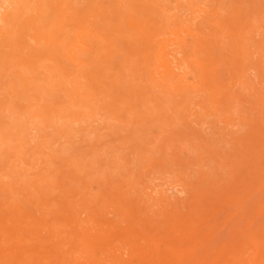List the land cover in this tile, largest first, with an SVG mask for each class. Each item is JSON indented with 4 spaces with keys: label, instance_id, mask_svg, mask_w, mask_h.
Returning <instances> with one entry per match:
<instances>
[{
    "label": "rangeland",
    "instance_id": "1",
    "mask_svg": "<svg viewBox=\"0 0 264 264\" xmlns=\"http://www.w3.org/2000/svg\"><path fill=\"white\" fill-rule=\"evenodd\" d=\"M33 1L38 3L40 2V4L43 2L42 5L48 8L51 5H54L53 7L51 6L52 8L50 7L53 11H51V9L49 8L47 12L51 11L53 13L57 12V15L59 14L58 8L61 6V3L59 1V7L56 5L57 0ZM77 1H73V5L74 7H76V9L82 10V12L88 9V6L85 8L86 5L89 4L90 7V5L94 4V1H97V4H99L94 5V8H98V11L95 10L96 12L94 11L93 13L88 9L83 13L84 18L89 20H84L85 23L87 22V25L84 23L85 25H83V30H77V35L82 38L83 42L81 43L77 40H73L72 42L73 38H71V40L69 39V41L67 40L68 42L64 41L65 43H68L66 45H61L62 43H58L55 45L46 42L49 47L48 48L47 46H45V41L43 42L42 40L38 39L35 33L31 34V32L28 31L26 27L24 28V26H26L27 24V20L29 23L30 16H35V13L27 12L25 16H22L24 20L23 18H21V20L17 21V23L16 21H12V28L10 27V24H12V22H10L6 27L3 26L5 25V23H3L4 19H2V15H4L5 9L12 10L15 8L13 6V0H0V65H4L7 61L9 64H11V69L9 68V64H6V66L4 65L2 66V68H0L1 70L3 69L2 72L4 73L3 74L0 70V72L2 73L0 74V225L8 222L9 225L7 223L6 225L8 226L9 230L12 229L11 231H17L18 229H16V227H19L20 230L23 229L20 231L21 237L29 235L28 237L32 238L33 240H28L27 238L29 242L27 241L24 243V238L21 239L22 241L18 239L17 233L15 234L16 236L14 235L16 241L15 239L13 241V243L16 245L11 243L13 247L12 245H10V242H8V245L7 242H5L6 246L3 244L4 242H1L2 250L5 249L3 251L5 255L0 254V264H15L17 262L15 258H11L12 256H10L9 258L6 257L7 253L15 254L16 256H18L19 254H24L23 256L24 258H26L24 264H35L38 257L35 256L34 253L29 251L35 252L38 250L44 253L47 250L45 253H48L46 255L47 257L50 256L52 258L56 256L55 258L51 259L50 257L47 258L44 255L43 257L48 264H52V262L53 264H56L59 260L61 262H58L57 264H79L82 262V260L86 259L87 256L91 257L92 255L93 257L95 256V254H97V260L99 259L98 262L100 261L98 264H112L113 261L111 259V256H117V263L122 264L123 261H127V257H129V254L131 252V243L135 242L136 240L139 244L142 243L143 245V239L145 238H150L151 241L160 239L163 243H165V240H169L175 245L178 243L182 244V255L180 254L181 256L179 255L180 257L176 260L175 258H173V256L171 257V263L175 262L174 264H222V262H225L226 264H236L238 260H241V262L238 261L237 264H264V216H262L264 215V118H262L264 117V102H262L264 100V72L261 73L262 71H264V47L261 48L262 46H264V0H230L231 3L229 0H198V3H196L197 0H194V2H192V0H184V3L182 0H150L149 2L148 0ZM220 2L222 6L221 4H219ZM208 3L210 5L209 7H212L211 9L207 8ZM10 4L11 6H13L12 8ZM137 4H139L140 6ZM177 6H179L178 9H176ZM185 6L187 8H185ZM102 7L103 9H105L103 10L104 17L101 10ZM126 7H130L128 8L129 10ZM118 8H120L121 10ZM194 8L197 9L192 10ZM229 8H231L232 11ZM130 10H132L133 13L134 11H136V14L134 13L135 17ZM122 11L125 13H122ZM178 11H180L181 13ZM224 11L225 13L228 12V14H224ZM162 12L165 13L162 14ZM199 12L200 14H198ZM218 12L220 16L218 15ZM97 13L101 14L103 19L108 16L106 17V19L110 18L109 20H111L112 23L108 20L103 21V19L100 18L101 16ZM205 13H207V15ZM90 14H93L91 16V19L89 16ZM257 14L261 17L259 18ZM94 16H96L95 18L97 19H95ZM161 16L162 18H160ZM221 16L222 18L220 19L219 17ZM196 17H198V19ZM39 18H41V20L39 19L40 21H37V25H41L43 23V16H40ZM131 18L132 20H130ZM177 18H179L180 20H178ZM205 18H207L208 20ZM99 19H101V24L102 22H107L108 25L107 23L101 25L98 21ZM120 19L124 21L123 24ZM167 19L171 20L168 21ZM174 20L177 22H175ZM223 22L224 24H226L225 26L223 25ZM93 23L97 26H95ZM98 23L101 25L100 28L98 27L100 26ZM204 23L206 26L202 27ZM253 23H256L258 28L256 27V24L254 25ZM113 24H115L114 27L112 26ZM118 24L119 26L116 27ZM183 25L186 27H184ZM2 26L4 27V29H2ZM20 26L24 30H22ZM107 26L109 30L114 32L112 33L107 28H105ZM218 26H220L219 28H221V31H217L220 30L219 28H217ZM227 26L229 27V29ZM7 27L8 29L10 28V33H7L8 35L5 31H3ZM182 27H184V29ZM201 27L203 30L201 29ZM223 27H226L227 30L225 28L223 29ZM94 28H97L99 31L97 29L94 30ZM103 28L104 35L102 33ZM196 28H200V31ZM12 29L14 30V32L12 31L13 33L17 32L15 34L16 36L11 32ZM25 29L29 37L27 36ZM207 29L209 30V32ZM214 29L217 30L215 31ZM79 30L82 31V34ZM120 30L124 31L125 33L120 32ZM130 30H134L133 32L135 33H132ZM89 31L92 32V35H89V33H91ZM117 32H120L119 35ZM178 32L183 37L180 36ZM192 32L193 35H191ZM200 32L202 35L200 34ZM108 33L111 37H115V39H113L114 41L110 36L106 35ZM116 33L117 35H115ZM129 34H131V36L134 35V37H131ZM212 34L215 35L213 36ZM4 35L6 36V38L4 37ZM100 35H102V37ZM138 35H141L142 37H139ZM126 36L129 39H127ZM153 36L155 37L154 39ZM170 36H172V40H170ZM190 36H193L194 38L192 39ZM13 37H16L17 39L14 38L13 40ZM105 37H108L109 39H105ZM217 37L219 38L216 39ZM230 37L234 40L230 39ZM32 38L35 39H33L35 41H33V45L35 46L34 48L33 45H30L32 44ZM134 38L136 39V41L133 40ZM188 38H190L192 41L190 39L188 40ZM195 38H197V41ZM88 39L90 41H88ZM179 39H181V42H179ZM12 40L17 44H13ZM107 40L108 45L106 44ZM173 40H175V42ZM229 40L232 41V43L229 42ZM27 41H31L30 43H28L29 49L27 48ZM109 41L112 42L111 45ZM131 41L134 44L137 42L140 45V48L137 43L134 45ZM157 41H159V43ZM94 42H96V44L99 43L100 46L99 44L96 45ZM102 42H106L104 43L106 44V46L102 45ZM163 42H165L166 45ZM183 42H185V45L183 44ZM225 42H227L226 45ZM259 42H263V44H260ZM35 43H38L42 46H40L39 48V45ZM149 43H151V46L148 45ZM193 43L197 45L196 49ZM252 43H254V45H252ZM10 44L17 46L12 47ZM130 44H133V46L131 47ZM172 44L175 47H172ZM177 44L179 45L177 46ZM181 44L183 46H181ZM156 45H158V47ZM60 46L61 48H63L61 54L63 52L62 55L65 57H63L62 55L60 57V53L58 52L61 50ZM109 46H112L113 48H110ZM227 46L229 49L234 47L235 49L229 50L226 48ZM9 47L14 48L13 50L17 48L15 51L16 53H13L14 51L12 50V48L10 51ZM162 47H165V50ZM53 48H55V50ZM87 48L89 52L87 51ZM97 48H102L103 50L105 49L103 52L104 56L102 53V49H99V51H101V54H99ZM167 48L168 51L172 53V55L167 54ZM174 48H176V50ZM247 48H249L248 51ZM220 49L222 51H225L226 53L221 52ZM153 50H155L156 52ZM186 50L187 52H190L191 55H189L190 53L187 54ZM252 50H255L256 52H253ZM143 51H146V53ZM96 52H98L96 59L98 60V63L99 61L101 62L100 64L97 63L96 59L94 61ZM140 52L143 53L141 54ZM46 53L47 55H45ZM74 53H76V55ZM163 53H166V56L168 57H164ZM183 53L186 56H184ZM198 53H202L204 56H201L202 54L200 55ZM73 54L75 55L72 57L74 60H76L75 57L79 56L77 57V63L74 62L73 59L70 60L69 58V56L71 57ZM138 54L140 55V57L138 56ZM141 55L143 57L145 55L144 58H147L149 56V58L145 60L146 62H144V58H142ZM177 55H179V57ZM194 55L198 60H195L196 57ZM82 57L85 58V61ZM152 57L155 61L152 60ZM176 57H178L179 59ZM243 57L247 58L244 59ZM249 57L250 59L253 58V61L249 60ZM127 58H130V61ZM170 58H172V60H170ZM255 58L258 60V62H256ZM126 59L129 62L133 61L135 63V61L137 60L138 62L136 63H140L134 64L133 62H131L134 64L133 66V64L129 63ZM164 59H166L167 61ZM186 59L190 62V64L188 61H186ZM41 61H44L46 63ZM67 61L69 62L67 63ZM89 61L93 62L94 65L91 62L89 63V65L91 64L90 66L87 65V62ZM163 61L166 65L163 63ZM10 62H12L13 64ZM16 62L19 64L15 68V66L13 65H15ZM49 62L52 63L49 64ZM53 63L55 66H53ZM149 63H151V65ZM183 63L185 64L183 65ZM254 63L256 65H254ZM140 64H143L145 68H143V66H141ZM188 64L191 70L188 68ZM243 64L246 66V68ZM19 65H21V67H19ZM22 65H24V67H22ZM84 65L85 68H83ZM33 66L35 67V69H37L36 67H38V71L35 70ZM177 66L179 67L177 68ZM183 66H185V68ZM6 67L11 71H9ZM25 67L27 68L25 69ZM140 67L142 70L140 69ZM30 68L32 69V71H30ZM42 68L44 71L42 70ZM126 68H128V70H126ZM171 68H174L175 70H172ZM181 69L184 70V72ZM187 69L190 71L187 72L186 76L185 70ZM22 70L24 72L27 70V73L29 71L28 75L23 76L27 73L25 72L23 74ZM48 70L50 71L48 72ZM103 70L105 73L103 72ZM40 71L43 73H41ZM135 71L137 72L135 73ZM173 71H175V75L173 74ZM191 71L194 72L191 73ZM218 71L220 72V74L218 73ZM11 72H13V74ZM30 72H34L35 75L33 76V73L31 75ZM46 72H48V75ZM74 72L75 74H73ZM255 72L257 75L255 74ZM20 73L22 74L20 75ZM101 73H104V75ZM222 73L224 74L222 75ZM259 73H261V75ZM29 74L31 75V77ZM52 74L53 76H51ZM98 74L99 76H97ZM105 74H107L108 76H105ZM146 74H148L149 76ZM163 74L167 79L165 77L163 78ZM19 75L20 77L22 76L23 79H25L27 82L22 78L17 77ZM137 75L140 79L137 78ZM243 75H246V78L243 77ZM247 75H249L250 77H247ZM189 76L192 78H190ZM102 77L104 80H102ZM161 77L163 79H161ZM186 77L189 79H187ZM40 78H43V83H41L42 80L40 81ZM52 78H55V80H53ZM168 78L171 80H169ZM66 79L69 80L65 84V82L67 81ZM75 79L76 81H74ZM82 79H84L85 81ZM248 79L250 82L248 81ZM18 80H23L25 83L21 81L20 83ZM36 80L37 82L35 84ZM62 80L64 82H61ZM58 81L60 83H58ZM82 81L84 83H82ZM246 81L248 82L249 86ZM56 82L58 85L55 84L56 86H53V83ZM74 82L76 86H74L73 88L72 84ZM148 82L152 83L148 84ZM235 82L236 84H239L236 85ZM10 83L13 85H11ZM30 84H32L31 90H28L30 89L29 87H24L30 86ZM49 84H51V86ZM163 84H167L168 87H165ZM168 84L172 85V87L175 84L176 86L173 87L174 90L171 89V86L169 88ZM84 85L86 86V88L82 87ZM246 85L250 89H248ZM16 86L18 88L22 87L23 89H18ZM188 86L193 87L189 88ZM240 86H243L246 92L243 91L244 89ZM7 87H11V91ZM81 87L83 89H81ZM201 87L202 90H199L201 89ZM34 88L37 90H35ZM239 88L242 90H240ZM32 89H34V91H32ZM63 89H67V91H64ZM158 89L159 92L157 91ZM43 90H45L46 92H43ZM81 90H83L84 92L82 91V93ZM186 90L189 93H187ZM27 91L30 92L28 93ZM73 91H75V93H72ZM239 91H242L241 93H245L241 94ZM32 92L34 93L32 94ZM38 92L40 95L38 94ZM48 92L50 94H48ZM76 92H78V94ZM86 92H88V94L90 95H87ZM97 92L101 94H97ZM181 92L185 93V95ZM193 94L196 95L193 96ZM231 94L232 96L234 94V96L231 97ZM73 96H75L76 98ZM87 96L88 98H94H90V100L88 101L85 98ZM236 96H238V98ZM254 96H256L255 100H253ZM165 97L167 98V100H165ZM179 97L182 98L180 99ZM32 98H34L35 100H32ZM74 98L78 101V103ZM229 98L231 99L229 100L230 102H228ZM236 99L237 101H235ZM204 100L206 103H210V105L204 103ZM250 100L253 101V105L252 103H250ZM90 101L92 104H89ZM66 102L68 103V105ZM80 102L82 103V105L86 103L85 105L87 107L83 105L86 109L83 107L81 109ZM87 102L90 105L89 108L91 109H87ZM166 102H169V104H167ZM172 102L175 105H172ZM198 102L200 105H204L205 107L202 106L201 109ZM226 102L228 104H226ZM231 102H233V105L231 104ZM254 103L258 108H260L258 109L259 111H255V109L257 108L255 107ZM176 104L180 106L176 107ZM69 105H73L74 107ZM75 106L76 108L80 107L77 109V111L80 109L82 112L80 110L78 112H81L82 115L76 111ZM206 106H208V109H205ZM68 107H72L73 109H75H68ZM196 107L198 108L197 110L195 109ZM232 107H234L235 109L233 110ZM218 108L222 112H220L221 114L217 113ZM227 108L229 109V113L226 112L228 110ZM237 108H239L240 110ZM241 108L244 110H242ZM34 110H36L39 115L36 111V113L33 112ZM72 110L74 111V113L72 112ZM30 111L31 114L33 112L32 115H35V117H31ZM84 111L85 113H83ZM223 111L225 112V114ZM231 111L233 114L231 113ZM193 112L194 114H192ZM212 112H214L215 114ZM75 113L78 114H76L78 117L75 115ZM230 113L231 115H234L233 118ZM242 113L244 114V116H242ZM261 113L263 115H261ZM36 114L38 115V117H36ZM72 114L75 115V117ZM62 116H64V118ZM228 117L231 119H229ZM237 118H239L240 121ZM227 119H229V121ZM252 120L253 122H251ZM254 120L256 123L254 122ZM208 122L209 125L206 124ZM218 122L220 123V125ZM226 123L229 124L226 125ZM248 124L250 127H248ZM242 128H246L245 131H247V134H245ZM258 128L259 131H257ZM239 137L240 139L238 140ZM254 137H256V139ZM243 140L245 141L243 142ZM234 142H238L239 146L238 143L235 144ZM244 146L246 147L244 148ZM130 172L131 174H129ZM19 209L23 211V213H20L21 211ZM9 210L11 212H9ZM97 210L99 211L97 212ZM146 210L148 213L146 212ZM15 211L17 212V214ZM200 211L203 212L201 213ZM18 213L19 216H17ZM9 214L11 215L10 217L7 216ZM12 214L14 215V218L12 217ZM22 214H26L25 217L27 220ZM52 215L56 218L52 219ZM159 215L164 216V218L162 216L161 218ZM60 216L62 217V219H60ZM4 220L7 221L4 222ZM26 222H29V224H27ZM65 222L67 223V225ZM90 224L91 227L89 226ZM98 224L100 227L97 226ZM14 225L16 227H14ZM64 225H66L65 227H67V229L64 227ZM92 225L94 226V228H92ZM157 225L160 226L158 227ZM26 226H29V228L27 229L28 232H22L26 230ZM37 228H40V231ZM86 228L87 230L84 231V229ZM110 228L112 229L110 230ZM33 230L34 233H31ZM123 231L126 232L123 233ZM61 232L63 233V235ZM67 232H69V234ZM127 232H129L130 234L128 235ZM246 234H249V236H247ZM53 235H55L54 238ZM130 235L134 237L132 238V236ZM46 236H48V238ZM243 236L244 238L246 236V238L244 239ZM251 237L252 239H256H254L253 241ZM38 238H42V242L38 241ZM43 238H46V240L43 241ZM112 238H114V242L113 240H110ZM84 239L88 240V242ZM70 240L72 241V243L70 242ZM89 240H94V242H96L98 245L105 244L106 247L105 245H101V247L103 246L104 248H106H102V251H105L106 255L100 254L102 252L94 253L97 250L92 246L93 244H91L92 242H89ZM173 240L175 243L173 242ZM43 242H46L44 244H46L45 246H47V248H43L45 247L42 246ZM241 242L246 246L245 250ZM243 242H246V244ZM249 242L256 248L254 249V247ZM163 243L159 244V247L161 249L164 248ZM21 244L25 246V249ZM50 244H52L53 248H51ZM57 244L59 249L57 247H54L57 246ZM201 244L203 245L200 246ZM259 245L260 247L258 248ZM59 246L63 247H61V251ZM214 246L216 247L214 248ZM189 247L190 251L188 250ZM194 247H197L195 248L196 250L194 249ZM200 248L202 249L200 250ZM202 250H204L203 253L201 252ZM239 250L241 251L239 252L238 256ZM63 251L64 253H62ZM71 251L73 252L71 253ZM196 251H198L199 253H195ZM92 252L94 253V255ZM186 252L189 253L186 254ZM231 253L233 255H237L236 257L234 256V259H237H235L236 261L234 259H231L233 258V255ZM241 253L245 255H241ZM184 254H186L187 256L189 254L190 255L187 258V256H185ZM246 254H250L251 258L249 257L250 255L247 256V258ZM98 256H101L103 262L102 259ZM190 257L192 260L190 259ZM244 257H246L247 259H244ZM56 258H58L59 260H57ZM77 258H80L81 260H78ZM249 259L250 261L248 262L247 260ZM106 260L107 262L104 263V261ZM108 260L110 261V263L108 262ZM209 260L211 261V263Z\"/></svg>",
    "mask_w": 264,
    "mask_h": 264
},
{
    "label": "bare ground",
    "instance_id": "2",
    "mask_svg": "<svg viewBox=\"0 0 264 264\" xmlns=\"http://www.w3.org/2000/svg\"><path fill=\"white\" fill-rule=\"evenodd\" d=\"M36 1H37V0H36ZM39 1H41V0H39ZM42 1H43V0H42ZM47 1H48V0H47ZM47 1H46V2H47ZM58 1L61 3V6H60V7L58 6V5H59V2H58ZM73 1H75V0H57V4H56V5L59 7V8H58L59 11L57 10L59 14L57 15V14H56L57 12H55V11H54L55 13L51 12V11H53L51 8H52L54 5H51L52 7H51V6H50L51 8L49 7V8L51 9V11H50V12H47V11L49 10V8L43 6V5H42L43 2L40 4V2L38 3V2H35V1H33V0H29V1H27V0H13V2H14V5H13V6H14V8H15L16 10H15V9H12V10H6V9H5V13H4V15H2V19H4L3 23H5V25H3V26L6 27V26H7L10 22H12V21H16V23H17V21H20L21 18H23L22 16H25V14H26L27 12H32V13H35V16H30V19H29L30 22H29V23H28V20L26 19V20H27V24L25 23L26 26H24V28L26 27V28L28 29V31L31 32V34H32V33H35L38 39L42 40L43 42L45 41V44H46V42H47V43L49 42V43H52V44H55V45L58 44V43H59V44L62 43L61 45H63V44L66 45V44H68V43H65V42H66L67 40L69 41V39L71 40V38H73V39H72V42H73V40H77L78 42H81V43H82L83 40H82V38H81L80 36L77 35V30H78V29H80V30H83V29H84V28H83V25H85V24L87 23V22L85 23L84 20H85V21H86V20L89 21L88 19H85V18H84L83 13L86 12L88 9H89L90 12H93V13H94L95 10L98 11V8H94V5L97 4V1H94V4H93V5H90V7H89V4L86 5L85 8L88 6V9L85 10L84 12H82V10L76 9V7H74V5H73V4H74ZM76 1H77V0H76ZM84 1H86V0H84ZM90 1H91V0H90ZM136 1H141V0H136ZM149 1H150V0H148V2H149ZM158 1H159V0H158ZM182 1H183V3H184V0H182ZM207 1H208V0H207ZM213 1H214V0H213ZM227 1H228V0H227ZM227 1H226V2H227ZM229 1H230V0H229ZM231 1H232V0H231ZM231 1H230V3H231ZM77 2H78V1H77ZM82 2H83V1H82ZM92 2H93V1H92ZM95 2H96V3H95ZM177 2H178V1H177ZM192 2H194V0H192ZM198 2H199V1L197 0L196 3H198ZM205 2H206V1H205ZM205 2H204V3H205ZM223 2H224V1H223ZM136 3H137V2H136ZM146 3H147V2H146ZM146 3H145V4H146ZM150 3H151V2H150ZM150 3H149V4H150ZM159 3H160V2H159ZM159 3H158V4H159ZM167 3H168V2H167ZM200 3H201V2H200ZM227 3H228V2H227ZM44 4H45V3H44ZM78 4H79V3H78ZM90 4H91V3H90ZM108 4H109V3H108ZM151 4H152V3H151ZM151 4H150V5H151ZM160 4H161V3H160ZM163 4H164V3H163ZM194 4H195V3H194ZM205 4H206V3H205ZM219 4H221V2H220ZM97 5H99V4H97ZM120 5H121V4H120ZM137 5H139V4H137ZM147 5H148V4H147ZM150 5H149V6H150ZM164 5H165V4H164ZM175 5H177V4H175ZM178 5H179V4H178ZM184 5H185V4H184ZM223 5H224V3H223ZM231 5H232V4H231ZM10 6H11V4H10ZM13 6H11V8H12ZM47 6H48V5H47ZM77 6H78V5H77ZM79 6H80V5H79ZM139 6H140V5H139ZM144 6H145V5H144ZM166 6H167V5H166ZM166 6H165V7H166ZM180 6H181V5H180ZM193 6H194V5H193ZM209 6H210V5H209V3H208V7H207V8L211 9L212 7L210 8ZM213 6H214V5H213ZM221 6H222V4H221ZM0 7H1V5H0ZM118 7H120V6H118ZM123 7H124V6H123ZM130 7H131V6H130ZM130 7H128V8H130ZM145 7H146V6H145ZM165 7H164V8H165ZM167 7H168V6H167ZM178 7H179V6H177L176 9H178ZM99 8H100V6H99ZM124 8H125V7H124ZM126 8H127V7H126ZM128 8H127V9H128ZM161 8H162V7H161ZM161 8H160V9H161ZM174 8H175V7H174ZM185 8H187V7L185 6ZM185 8H184V11H185ZM188 8H189V7H188ZM204 8H206V7H204ZM231 8H232V7H231ZM231 8H229V9L232 11ZM56 9H57V7H56ZM56 9H54V10H56ZM118 9H120V8H118ZM121 9H122V7H121ZM121 9H120V10H121ZM162 9H163V8H162ZM168 9H169V8H168ZM182 9H183V8H182ZM195 9H197V8H194V9H192V10H195ZM222 9H223V8H222ZM101 10H102V14H103V17H104V12H103V10H105V9H103V7H102ZM128 10H129V9H128ZM133 10H134V9H133ZM165 10H166V9H165ZM186 10H188V9H186ZM226 10H228V9H226ZM226 10H225V11H226ZM123 11H124V9H123ZM123 11H122V13H125V12H123ZM125 11H126V10H125ZM130 11H131V13H133L132 10H130ZM148 11H149V10H148ZM198 11H199V9H198ZM225 11H224V14H226V13L228 14V12L225 13ZM95 12H96V11H95ZM126 12H127V11H126ZM135 12H136V11H134V13H135ZM178 12H180V11H178ZM181 12H182V10H181ZM181 12H180V13H181ZM189 12H190V11H189ZM204 12H205V10H204ZM206 12H207V11H206ZM134 13H133V16L136 14V13H135V14H134ZM164 13H165V12H164ZM164 13L162 12V14H164ZM186 13H187V12H186ZM192 13H193V12H192ZM29 14H30V13H29ZM97 14H99V13H97ZM129 14H130V13H129ZM137 14H139V13H137ZM166 14H168V13H166ZM177 14H178V13H177ZM198 14H200V12H199ZM201 14H202V13H201ZM205 14L207 15V13H205ZM216 14H217V13H216ZM220 14H221V12H220ZM30 15H31V14H30ZM92 15H93V14H92ZM92 15H91V14L89 15V16H90V19H91V16H92ZM99 15L101 16V14H99ZM105 15H106V14H105ZM120 15H121V13H120ZM131 15H132V14H131ZM150 15H151V14H150ZM155 15H156V14H155ZM169 15H170V14H169ZM175 15H176V14H175ZM175 15H174V16H175ZM191 15H192V14H191ZM218 15H219V12H218ZM218 15H217V16H218ZM257 15H258V14H257ZM26 16H27V15H26ZM40 16H43V18H44V19H43V23H42L41 25H37V21H38L39 19L41 20V18H42V17L39 18ZM86 16H87V15H86ZM86 16H85V17H86ZM89 16H88V17H89ZM96 16H97V15H96ZM96 16H94V18H95ZM100 16H98V17H100ZM122 16H123V15H122ZM174 16H173V17H174ZM189 16H190V15H189ZM197 16H198V15H197ZM202 16H203V15H202ZM208 16H209V15H208ZM208 16H206V17H208ZM219 16H220V15H219ZM222 16H223V14H222ZM222 16L219 17V18L221 19ZM258 16H259V18L261 17L260 15H258ZM106 17H108V16H106ZM106 17L104 18L105 20L102 18V16H101L100 18L103 19V21H106V20L111 21V20H109L110 18H107V19H106ZM118 17H119V16H118ZM124 17H125V16H124ZM134 17H135V16H134ZM137 17H138V16H137ZM163 17H164V16H163ZM165 17H166V16H165ZM175 17H176V16H175ZM178 17H179V16H178ZM180 17H181V16H180ZM198 17H199V16H198ZM198 17H196V18L198 19ZM204 17H205V16H204ZM25 18H27V17H25ZM119 18H120V17H119ZM119 18H118V19H119ZM158 18H159V17H158ZM160 18H162V16H161ZM166 18H167V17H166ZM171 18H172V17H171ZM188 18H190V17H188ZM196 18H195V19H196ZM219 18H218V19H219ZM253 18H254V17H253ZM92 19H93V18H92ZM95 19H97V18H95ZM101 19L98 20L99 23H100V20H101ZM122 19H124V18H122ZM177 19L180 20L179 18H177ZM195 19H194V20H195ZM205 19H207V18H205ZM205 19H204V20H205ZM23 20H24V18H23ZM40 20H39V21H40ZM120 20H121V19H120ZM130 20H132V18H131ZM167 20H168V19H167ZM170 20H171V19H170ZM170 20H168V21H170ZM184 20H185V19H184ZM207 20H208V19H207ZM210 20H211V18H210ZM213 20H214V19H213ZM225 20H226V19H225ZM254 20H255V19H254ZM263 20H264V19H263ZM95 21H96V20H95ZM121 21H122V20H121ZM133 21H134V20H133ZM133 21H132V22H133ZM135 21H136V20H135ZM150 21H152V20H150ZM172 21H173V19H172ZM174 21H175V20H174ZM187 21H189V20H187ZM196 21H197V20H196ZM199 21H200V19H199ZM261 21H262V20H261ZM21 22H22V21H21ZM24 22H25V21H24ZM96 22H97V21H96ZM123 22H124V21H122V24H123ZM126 22H127V21H126ZM126 22H125V23H126ZM129 22H130V21H129ZM165 22H166V21H165ZM175 22H177V21H175ZM179 22H180V21H179ZM179 22H178V23H179ZM192 22H193V21H192ZM202 22H203V20H202ZM202 22H201V24H202ZM253 22H254V21H253ZM263 22H264V21H263ZM84 23H85V24H84ZM99 23H98V24H99ZM105 23H107V22H104V23L102 22V24H105ZM111 23H112V21H111ZM137 23H138V21H137ZM162 23H163V22H162ZM167 23H168V22H167ZM172 23H173V22H172ZM182 23H183V22H182ZM213 23H214V22H213ZM213 23H212V24H213ZM220 23H221V22H220ZM261 23H262V22H261ZM261 23H259V24H261ZM89 24H90V23H89ZM93 24H94V23H93ZM100 24H101V23H100ZM100 24H99V25H100ZM102 24H101V25H102ZM128 24H129V23H128ZM139 24H141V23H139ZM168 24H169V23H168ZM170 24H171V23H170ZM174 24H175V23H174ZM176 24H177V23H176ZM185 24H186V23H185ZM221 24H222V23H221ZM253 24L255 25L256 23H253ZM262 24H263V23H262ZM1 25H2V24H1ZM11 25H13V22H12V24H10V27H11ZM86 25H87V24H86ZM91 25H92V24H91ZM94 25H95V24H94ZM101 25L98 26V27L100 28ZM107 25H108V23H107ZM164 25H165V24H164ZM181 25H182V24H181ZM189 25H190V24H189ZM213 25H214V24H213ZM218 25H219V24H218ZM223 25L225 26L226 24H224V22H223ZM263 25H264V24H263ZM3 26H2V27H3ZM14 26H15V25H14ZM21 26H22V25H21ZM21 26H20V27H21ZM89 26H90V25H89ZM95 26H97V25H95ZM95 26H94V27H95ZM109 26H110V25H109ZM112 26L114 27L115 24H113ZM112 26H111V27H112ZM118 26H119V24H118L116 27H118ZM137 26H138V25H137ZM158 26H159V25H158ZM166 26H167V25H166ZM166 26H165V28H166ZM170 26H172V25H170ZM178 26H179V25H178ZM183 26H184V25H183ZM193 26H194V25H193ZM200 26H201V25H200ZM203 26H206L205 23H204V25H202V27H203ZM214 26H215V25H214ZM221 26H222V25H221ZM252 26H253V25H252ZM2 27H1V28H2ZM8 27H9V26H8ZM8 27H7L5 30H3V31L6 32V34H7V33H10V31H9L10 28L8 29ZM87 27H88V26H87ZM87 27H86V29H87ZM90 27H91V26H90ZM98 27H97V28H98ZM123 27H124V26H123ZM131 27H133V26H131ZM162 27H163V25H162ZM175 27H176V26H175ZM184 27H186V26H184ZM184 27H182V28L184 29ZM188 27H189V26H188ZM202 27H201V29H202ZM209 27H210V26H209ZM215 27H216V26H215ZM219 27H220V26H218L217 28H219ZM227 27H228V26H227ZM256 27H257V24H256ZM11 28H12V27H11ZM13 28H15V27H13ZM21 28H22V27H21ZM76 28H77V29H76ZM97 28H94V30L97 29ZM105 28L108 29V26L105 27ZM125 28H126V27H125ZM136 28H137V27H136ZM172 28H173V27H172ZM204 28H205V27H204ZM224 28L226 29V27H223V29H224ZM257 28H258V27H257ZM2 29H4V27H3ZM88 29H89V28H88ZM101 29H102V28H101ZM111 29H112V28H111ZM114 29H115V28H114ZM116 29H117V28H116ZM123 29H124V28H123ZM126 29H127V28H126ZM138 29H139V27H138ZM196 29H198V28H196ZM199 29H200V28H199ZM199 29H198V30H199ZM210 29H211V28H210ZM219 29H220V30H217V29H216V30H217V31H221V28H219ZM223 29H222V30H223ZM228 29H229V27H228ZM22 30H24V29L22 28ZM80 30H79V31H80ZM90 30H91V29H90ZM94 30H93V31H94ZM97 30H98V29H97ZM108 30H109V29H108ZM160 30H162V29H160ZM163 30H164V28H163ZM169 30H170V29H169ZM181 30H182V29H181ZM198 30H197V31H198ZM202 30H203V29H202ZM207 30H208V29H207ZM214 30H215V29H214ZM216 30H215V31H216ZM226 30H227V29H226ZM250 30H251V29H250ZM255 30H256V29H255ZM12 31L14 32L13 29L11 30V32H12ZM74 31H76V32H74ZM84 31H86V30H84ZM84 31H83V32H84ZM98 31H99V30H98ZM109 31H111V30H109ZM115 31H116V30H115ZM118 31H119V28H118ZM125 31H126V30H125ZM127 31H128V30H127ZM130 31H131V30H130ZM133 31H134V30H132L131 32H132V33H135V32H133ZM135 31H136V30H135ZM185 31H187V30H185ZM199 31H200V30H199ZM204 31H205V29H204ZM251 31H252V30H251ZM256 31H257V30H256ZM13 32H12V33H13ZM25 32H26V29H25ZM81 32H82V31H80V33H81ZM89 32H91V31H89ZM95 32H96V31H95ZM111 32H112V31H111ZM113 32H114V31H113ZM113 32H112V33H113ZM120 32L125 33L124 31H121V30H120ZM120 32H117L118 35H119ZM128 32H129V31H128ZM128 32H127V33H128ZM166 32H167V31H166ZM208 32H209V30H208ZM213 32H214V31H213ZM226 32H227V31H226ZM16 33H17V32H16ZM16 33H13V34L15 35ZM26 33H27V32H26ZM100 33H101V32H100ZM102 33H103V35H104V28H103V32H102ZM117 33H116L115 35H117ZM127 33H126V34H127ZM142 33H143V32H142ZM167 33H168V32H167ZM169 33H170V31H169ZM194 33H195V32H194ZM198 33H199V32H198ZM204 33H205V32H204ZM227 33H228V32H227ZM250 33H252V32H250ZM253 33H254V32H253ZM29 34H30V33H29ZM81 34H82V33H81ZM86 34H87V33H86ZM93 34H94V33H93ZM95 34H97V33H95ZM98 34H99V32H98ZM110 34H111V33H110ZM178 34H179V32H178ZM184 34H185V33H184ZM184 34H183V35H184ZM200 34H201V32H200ZM206 34H207V32H206ZM7 35H8V34H7ZM14 35H13V36H14ZM89 35H92V32L89 33ZM106 35L110 36L109 33L106 34ZM106 35H105V36H106ZM129 35L131 36V34H129ZM175 35H176V34H175ZM179 35H180V34H179ZM188 35H189V34H188ZM191 35H193V32L191 33ZM201 35H202V34H201ZM209 35H211V34H209ZM212 35L214 36L215 34H212ZM220 35H221V34H220ZM220 35H218V36H220ZM257 35H258V34H257ZM15 36H16V35H15ZM27 36H28V33H27ZM100 36L102 37V35H100ZM138 36H139V35H138ZM145 36H146V35H145ZM161 36H162V35H161ZM167 36H168V35H167ZM177 36H178V35H177ZM180 36H182V35H180ZM213 36H212V37H213ZM231 36H232V35H231ZM263 36H264V35H263ZM263 36H262V38H263ZM4 37L6 38L5 35H4ZM28 37H29V36H28ZM30 37H31V36H30ZM83 37H84V36H83ZM93 37H94V36H93ZM110 37H111V36H110ZM120 37H121V35H120ZM128 37H129V36H128ZM131 37H134V35L131 36ZM139 37H142V36L140 35ZM163 37H166V36H163ZM168 37H169V36H168ZM178 37H179V36H178ZM182 37H183V36H182ZM190 37H191V36H190ZM195 37H197V36H195ZM224 37H227V36H224ZM10 38H11V35H10ZM14 38H16V37H13L12 39L14 40ZM26 38H27V37H26ZM98 38H99V37H98ZM106 38H108V37H105V39H106ZM111 38H112V40L115 39L114 36L111 37ZM126 38H127V36H126ZM135 38H136V37H135ZM135 38H134L133 40L136 41ZM146 38H147V37H146ZM154 38H155V37L153 36V39H154ZM160 38H161V37H160ZM170 38H171L170 40H172V36H170ZM186 38H187V36H186ZM191 38L193 39L194 37L192 36ZM199 38H200V37H199ZM204 38H205V37H204ZM214 38H215V37H214ZM218 38H219V37H217L216 39H218ZM16 39H17V38H16ZM29 39H31V38H29ZM29 39H27V40H29ZM33 39H34V38H32V40H31V41H32V44H30L31 46H32L33 43L35 42V41H34L35 39H34V40H33ZM80 39H81V40H80ZM100 39H102V38H100ZM108 39H109V38H108ZM117 39H118V37H117ZM117 39H116V40H117ZM121 39H122V38H121ZM124 39H125V37H124ZM127 39H129V38H127ZM131 39H132V38H131ZM157 39H158V38H157ZM157 39H156V40H157ZM183 39H184V38H183ZM189 39H190V38H188V40H189ZM195 39H196V41H197V38H195ZM202 39H203V36H202ZM220 39H221V38H220ZM230 39H232V38L230 37ZM258 39H259V38H258ZM9 40H10V39H9ZM13 40H12V41H13ZM85 40H86V38H85ZM164 40H165V39H164ZM170 40H169V41H170ZM175 40H176V39H175ZM175 40H173V41L175 42ZM180 40H181V39H179V42H181ZM190 40H191V39H190ZM232 40H234V39H232ZM261 40H262V39H261ZM261 40H260V41H261ZM263 40H264V39H263ZM5 41H6V40H5ZM12 41H10V42H12ZM31 41H29V42L27 41V48H28V49H29V47H28V43H30ZM33 41H34V42H33ZM64 41H65V42H64ZM68 41H67V42H68ZM88 41H90V40L88 39ZM91 41H92V40H91ZM94 41H95V40H94ZM103 41H104V40H103ZM113 41H114V40H113ZM123 41H125V40H123ZM128 41H129V40H128ZM142 41H143V40H142ZM148 41H149V40H148ZM159 41H160V40H159ZM159 41H157V42L159 43ZM191 41H192V40H191ZM191 41H188V42H191ZM225 41H226V40H225ZM6 42H7V41H6ZM10 42H9V43H10ZM14 42H15V41H13V44H17V43H14ZM36 42H37V41H36ZM70 42H71V41H70ZM92 42H93V41H92ZM97 42H98V40H97ZM109 42H110V45H111L112 42H111V41H109ZM126 42H127V41H126ZM131 42H132V41H131ZM131 42H130V43H131ZM185 42H186V41H185ZM185 42H183V44H184ZM194 42H195V41H194ZM218 42H219V41H218ZM229 42L232 43V41H230V40H229ZM263 42H264V41H263ZM263 42H261V43L263 44ZM89 43H91V42H89ZM94 43L96 44V42H94ZM102 43H103V42H102ZM104 43H106V42H104ZM104 43H103L102 45H104V46H106V44L108 45V40H107V43H106V44H104ZM128 43H129V42H128ZM132 43H133V42H132ZM136 43H137V42H136ZM136 43H135V44H136ZM163 43H165V42H163ZM172 43H173V42H172ZM219 43H220V42H219ZM219 43H218V44H219ZM226 43H227V42H225V45H226ZM235 43H236V42H235ZM259 43H260V42H259ZM261 43H260V44H261ZM5 44H6V43H5ZM13 44H10V45H11L12 47L17 46V45H13ZM35 44H38V43H35ZM97 44H99V43H97ZM97 44H96V45H97ZM133 44H134V43H133ZM133 44H130L131 47L133 46ZM135 44H134V45H135ZM144 44H145V42H144ZM150 44H151V43H149L148 45H150ZM170 44H171V43H170ZM186 44H187V43H186ZM191 44H192V43H191ZM229 44H230V43H229ZM30 45H29V46H30ZM38 45H39V44H38ZM38 45H36V46H38ZM43 45H44V44H43ZM65 45H64V46H65ZM87 45H88V43H87ZM89 45H91V44H89ZM92 45H94V44H92ZM102 45H101V46H102ZM137 45H139V44L137 43ZM165 45H166V43H165ZM167 45H168V44H167ZM172 45H173V44H172ZM178 45H179V44H177V46H178ZM184 45H185V44H184ZM188 45H189V44H188ZM193 45H194V47H195V49H196V46H197V45L194 44V43H193ZM225 45H224V46H225ZM227 45H228V44H227ZM248 45H249V44H248ZM252 45H254V43H252ZM8 46H9V44H8ZM40 46H42V45H39V48H40ZM45 46L48 47L47 44H46ZM45 46H44V47H45ZM52 46H54V45H52ZM64 46H63V47H64ZM69 46H70V45H69ZM99 46H100V44H99ZM99 46H98V47H99ZM142 46H143V45H142ZM150 46H151V45H150ZM154 46H155V45H154ZM156 46L158 47V45H156ZM181 46H183V45L181 44ZM181 46H180V48H181ZM229 46H230V45H229ZM231 46H232V45H231ZM235 46H236V45H235ZM12 47H11V48H12ZM34 47H35V46L33 45V48H34ZM90 47H92V46H90ZM102 47H103V46H102ZM109 47L111 48L112 46H109ZM172 47H175V46L173 45ZM186 47H187V46H186ZM194 47H193V48H194ZM220 47H221V45H220ZM220 47H219V48H220ZM247 47H248V46H247ZM250 47H252V46H250ZM250 47H249V48H250ZM256 47H257V46H256ZM263 47H264V46H262L261 48H263ZM11 48L9 47L10 51H11ZM27 48H26V49H27ZM48 48H49V47H48ZM58 48H59V45H58ZM60 48H61V46H60ZM65 48H66V47H65ZM112 48H113V47H112ZM139 48H140V45H139ZM141 48H142V47H141ZM146 48H147V47H146ZM148 48H150V47H148ZM162 48H163V47H162ZM164 48H165V47H164ZM164 48H163V49H164ZM170 48H171V47H170ZM183 48H184V47H183ZM224 48H225V47H224ZM226 48L229 49L228 46H227ZM249 48H247V51H248ZM257 48H258V47H257ZM13 49H14V48H12V50H13ZM16 49H17V48H15V50H13V51H14L13 53H16V52H15ZM53 49L55 50V48H53ZM56 49H57V47H56ZM62 49H63V48H61V50L58 51V52L60 53V57H61V55L63 54V52H62V54H61ZM89 49H90V48H89ZM95 49H96V48H95ZM99 49H102V48H97L98 51H99ZM151 49H152V48H151ZM151 49H150V51H151ZM174 49L176 50V48H174ZM177 49H178V48H177ZM221 49H222V48H221ZM221 49H220V50H221ZM227 49H226V50H227ZM230 49H233V50H234L235 47H234V48H230ZM230 49H229V50H230ZM251 49H253V48H251ZM255 49H256V48H255ZM104 50H105V49H104ZM104 50L102 49V53L104 52ZM131 50H132V49H131ZM139 50H141V49H139ZM145 50H146V49H145ZM155 50H156V49H155ZM155 50H153V51H155ZM164 50H165V49H164ZM172 50H173V49H172ZM180 50H183V49H180ZM180 50H179V53H180ZM192 50H193V49H192ZM222 50H223V49H222ZM222 50H221V52H225V51H222ZM233 50H232V51H233ZM244 50H245V49H244ZM244 50H243V51H244ZM17 51H19V50H17ZM63 51H64V50H63ZM84 51H86V50H84ZM87 51H88V48H87ZM166 51H167V54H171V55H172V53H170V52L168 51V48H167ZM166 51H164V52H166ZM193 51H194V50H193ZM252 51H253V50H252ZM254 51H255V50H254ZM254 51H253V52H254ZM257 51H258V49H257ZM64 52H65V51H64ZM79 52H80V51H79ZM88 52H89V51H88ZM88 52H87V53H88ZM106 52H107V51H106ZM106 52H105V53H106ZM143 52L146 53V51H143ZM143 52H142V53H143ZM155 52H156V51H155ZM168 52H169V53H168ZM177 52H178V51H177ZM181 52H184V51H181ZM186 52H187V50H186ZM201 52H202V51H201ZM234 52H235V51H234ZM253 52H252V53H253ZM255 52H256V51H255ZM47 53H48V52H47ZM47 53H46L45 55H47ZM96 53H97V54H96ZM96 53H95V56H94V57H95V58H94V61H95V59L97 58L96 56L98 55V52H96ZM140 53H141V52H140ZM142 53H141V54H142ZM145 53H144V54H145ZM148 53H149V52H148ZM148 53H147V54H148ZM188 53H190V52H187V54H188ZM225 53H226V52H225ZM229 53H230V52H229ZM8 54H9V53H8ZM19 54H20V53H19ZM27 54H28V53H27ZM65 54H66V53H65ZM74 54L76 55V53H74ZM74 54H73L71 57L69 56L70 60L73 59L72 57L75 56ZM99 54H101V51H99ZM155 54H157V53H155ZM174 54H175V53H174ZM183 54H184V53H183ZM196 54H197V53H196ZM198 54H200V53H198ZM201 54H202V53H201ZM201 54H200V55H201ZM204 54H205V53H204ZM246 54H247V53H246ZM253 54H254V53H253ZM49 55H50V54H49ZM68 55H69V53H68ZM105 55H106V54H105ZM129 55H130V54H129ZM163 55H164V57H165V56H166V53H165V54L163 53ZM189 55H191V53H190ZM242 55H243V53H242ZM258 55H259V54H258ZM262 55H263V54H262ZM8 56H9V55H8ZM62 56H63V55H62ZM103 56H104V53H103ZM132 56H133V55H132ZM138 56L140 57L139 54H138ZM138 56H137V57H138ZM177 56L179 57V55H177ZM184 56H186V55L184 54ZM187 56H188V55H187ZM194 56H195V55H194ZM201 56H204V55L202 54ZM245 56H246V55H245ZM249 56H251V55H249ZM260 56H261V55H260ZM16 57H17V55H16ZM19 57H20V56H19ZM19 57H18V58H19ZM27 57H28V56H27ZM63 57H65V56H63ZM77 57H79V56H77ZM77 57H75L76 60L73 59L74 62L78 61V60H77ZM84 57H87V56H84ZM84 57H82V58H84ZM88 57H90V56H88ZM128 57H129V56H128ZM137 57H135V58H137ZM141 57L144 58L145 55H144V57L141 55ZM164 57H163V58H164ZM166 57H168V56H166ZM173 57H174V56H173ZM178 57H176V58H178ZM195 57H196V56H195ZM20 58H21V57H20ZM43 58H44V57H43ZM69 58H68V59H69ZM125 58H126V57H125ZM148 58H149V56H148L147 58H144V62H146L145 60L148 59ZM243 58H244V57H243ZM246 58H247V57H245L244 59H246ZM8 59H9V58H8ZM38 59H40V58H38ZM41 59H42V58H41ZM63 59H64V58H63ZM65 59H66V58H65ZM89 59H90V58H89ZM127 59H129V61H130V58H127ZM127 59H126V60H127ZM166 59H167V58H166ZM166 59H164V60H166ZM178 59H179V58H178ZM182 59H183V58H182ZM191 59H192V58H191ZM244 59H243V61H244ZM248 59L253 61V58L250 59V57H249ZM255 59H256V58H255ZM255 59H254V60H255ZM260 59H261V58H260ZM12 60H13V59H12ZM18 60H20V59H18ZM47 60H48V59H47ZM47 60H46V61H47ZM59 60H60V59H59ZM96 60H97V59H96ZM126 60H125V62H126ZM132 60H133V59H132ZM134 60H136V59H134ZM152 60H153V57H152ZM167 60H168V59H167ZM167 60H166V61H167ZM170 60H172V58H170ZM195 60H198L197 57H196ZM261 60H262V59H261ZM263 60H264V59H263ZM10 61H11V60H10ZM44 61H45V59H44ZM44 61H41V62H44ZM48 61H49V60H48ZM84 61H85V58H84ZM91 61H92V60H91ZM91 61L87 62V63H88L87 65H89V63H90ZM127 61H128V60H127ZM129 61H128V62H129ZM150 61H151V60H150ZM153 61H155V60H153ZM181 61H182V60H181ZM186 61H188V60L186 59ZM189 61H190V58H189ZM189 61H188V62H189ZM192 61H193V60H192ZM247 61H248V60H247ZM17 62H18V61H17ZM17 62H16V64L14 63L15 65H13V66H15V68H16V66L19 64V63H17ZM22 62H23V61H22ZM63 62H65V61H63ZM68 62H69V61H67V63H68ZM131 62H133V61H131ZM131 62H129V63H131ZM136 62H138V61L136 60L135 63H136ZM168 62H169V61H168ZM178 62H179V61H178ZM178 62H177V63H178ZM256 62H258L257 59H256ZM10 63H12V62H10ZM44 63H46V62H44ZM50 63H52V62H49V64H50ZM76 63H77V62H76ZM76 63H74V64H76ZM79 63H80V61H79ZM91 63H93V62H91ZM97 63H98V60H97ZM97 63H95V64H97ZM100 63H101V62L99 61L98 64H100ZM133 63H134V62H133ZM133 63H131V64H133ZM135 63H134V64H135ZM139 63H140V62H139ZM139 63H136V64H139ZM147 63H148V62H147ZM155 63H156V62H155ZM163 63L165 64L164 61H163ZM185 63H186V62H185ZM185 63H183V65H184ZM259 63H261V62H259ZM259 63H258V65H259ZM0 64H1V63H0ZM3 64H4V63H3ZM6 64H9L8 61L5 62L4 65L6 66ZM12 64H13V63H12ZM20 64H21V63H20ZM55 64H56V63H55ZM64 64H65V63H64ZM124 64H125V63H124ZM134 64H133V66H134ZM149 64L151 65V63H149ZM164 64H163V65H164ZM178 64H179V63H178ZM180 64H182V63H180ZM189 64H190V62H189ZM189 64H188V68H189ZM191 64H192V63H191ZM196 64H197V63H196ZM199 64H200V63H199ZM244 64H245V63H244ZM244 64H243V65H244ZM4 65H0V68H2V66H4ZM9 65H10L9 68L11 69V64H9ZM33 65H34V63H33ZM45 65H46V64H45ZM51 65H52V64H51ZM51 65H50V66H51ZM76 65H78V64H76ZM79 65H80V64H79ZM87 65H86V66H87ZM90 65H91V64H90ZM90 65H89V66H90ZM93 65H94V63H93ZM140 65H141V64H140ZM144 65H146V64H144ZM165 65H166V64H165ZM245 65H246V64H245ZM245 65H244V66H245ZM254 65H256V64L254 63ZM13 66H12V67H13ZM36 66H37V65H36ZM38 66H41V65H38ZM53 66H55L54 63H53ZM57 66H58V65H57ZM63 66H64V65H63ZM65 66H66V65H65ZM100 66H101V65H100ZM126 66H128V65H126ZM129 66H130V65H129ZM131 66H132V65H131ZM141 66H143V64H142ZM186 66H187V65H186ZM193 66H194V65H193ZM19 67H21V65H19ZM22 67H24V65H22ZM45 67H47V66H45ZM136 67H137V65H136ZM136 67H135V68H136ZM138 67H139V66H138ZM162 67H163V66H162ZM178 67H179V66H177V68H178ZM181 67H182V66H181ZM183 67L185 68V66H183ZM254 67H255V66H254ZM6 68H7V67H6ZM13 68H14V67H13ZM13 68H12V69H13ZM26 68H27V67H25V69H26ZM33 68L35 69L34 66H33ZM36 68L38 69V67H36ZM51 68H52V66H51ZM54 68H56V67H54ZM70 68H71V67H70ZM83 68H85V65H84ZM143 68H145V67L143 66ZM184 68H182V69H184ZM186 68H187V67H186ZM219 68H221V67H219ZM224 68H225V67H224ZM241 68H242V67H241ZM245 68H246V66H245ZM249 68H250V67H249ZM7 69H8V68H7ZM10 69H8V70L11 71ZM30 69H31V68H30ZM37 69H35V70H37ZM52 69H53V68H52ZM57 69H58V68H57ZM87 69H88V68H87ZM99 69H100V67H99ZM129 69H130V68H129ZM131 69H132V67H131ZM131 69H130V70H131ZM133 69H134V68H133ZM138 69H139V68H138ZM138 69H137V70H138ZM140 69H141V67H140ZM171 69L173 70L174 68H171ZM182 69H181V70H182ZM189 69H190V68H189ZM199 69H201V68H199ZM251 69H252V66H251ZM0 70H1V69H0ZM2 70H3V69H2ZM2 70H1V72H2ZM5 70H6V69H5ZM17 70H18V68H17ZM23 70H24V68H23ZM23 70H22V71H23ZM28 70H29V68H28ZM42 70H43V68H42ZM55 70H56V69H55ZM126 70H128V68H126ZM135 70H136V69H135ZM141 70H142V69H141ZM174 70H175V69H174ZM190 70H191V69H190ZM190 70H188V69L185 70V71H186V73H185L186 76H187V72L190 71ZM192 70H193V69H192ZM218 70H219V69H218ZM221 70H222V69H221ZM221 70H220V71H221ZM246 70H248V69H246ZM253 70H254V69H253ZM255 70H256V69H255ZM9 71H8V72H9ZM30 71H32V69H31ZM37 71H38V70H37ZM43 71H44V70H43ZM49 71H50V70H48V72H49ZM52 71H53V70H52ZM56 71H57V70H56ZM56 71H55V72H56ZM138 71H139V70H138ZM162 71H163V70H162ZM182 71L184 72V70H182ZM194 71H195V69H194ZM194 71H191V73L194 72ZM200 71H201V70H200ZM248 71H250V70H248ZM258 71H259V70H258ZM1 72H0V74L3 73V72H2V73H1ZM14 72H15V71H14ZM25 72L27 73V70H26ZM25 72L23 71V74H24ZM40 72H41V71H40ZM40 72H39V73H40ZM48 72H46L47 75H48ZM60 72H62V71H60ZM77 72H78V71H77ZM103 72H104V70H103ZM106 72H107V71H106ZM132 72H133V71H132ZM136 72H137V71H135V73H136ZM143 72H144V71H143ZM174 72H175V71H173V74H174ZM223 72H224V71H223ZM263 72H264V71H262L261 73H263ZM6 73H7V72H6ZM9 73H10V72H9ZM11 73L13 74V72H11ZM28 73H29V71H28ZM28 73L25 74V75H23V76H27ZM30 73H31V75H32V73H33V76L35 75L34 72H30ZM41 73H43V72H41ZM104 73H105V72H104ZM104 73H101V74L104 75ZM130 73H131V71H130ZM130 73H129V74H130ZM139 73H140V72H139ZM145 73H146V72H145ZM145 73H144V75H145ZM167 73H168V72H167ZM199 73H200V72H199ZM218 73L220 74L219 71H218ZM246 73H247V72H246ZM261 73H259V74L261 75ZM3 74H4V73H3ZM21 74H22V73H20V75H21ZM53 74H55V73H53ZM53 74H52L51 76H53ZM73 74H75V72H74ZM77 74H78V73H77ZM158 74H159V73H158ZM185 74H184V75H185ZM223 74H224V73H222V75H223ZM238 74H239V73H238ZM238 74H237V75H238ZM255 74H256V72H255ZM263 74H264V73H263ZM20 75L17 76V77H20ZM29 75H30V74H29ZM31 75H30V77H31ZM49 75H50V74H49ZM55 75H57V74H55ZM78 75H79V74H78ZM106 75H107V74H105V76H106ZM135 75H136V74H135ZM146 75H148V74H146ZM160 75H161V74H160ZM174 75H175V74H174ZM191 75H193V74H191ZM227 75H228V74H227ZM256 75H257V74H256ZM15 76H16V75H15ZM33 76H32V77H33ZM79 76H80V75H79ZM97 76H99V74H98ZM100 76H102V75H100ZM105 76H104V77H105ZM107 76H108V75H107ZM148 76H149V75H148ZM162 76H163V78L165 77L164 74H163ZM166 76H167V75H166ZM195 76H196V75H195ZM199 76H200V75H199ZM218 76H219V75H218ZM245 76H246V75H243V77H245ZM248 76H249V75H247V77H248ZM54 77H55V76H54ZM60 77H61V75H60ZM134 77H136V76H134ZM140 77H141V74H140ZM143 77H145V76H143ZM184 77H185V76H184ZM189 77H190V76H189ZM237 77H238V76H237ZM249 77H250V76H249ZM263 77H264V76H263ZM20 78L23 79L22 76H21ZM24 78H25V77H24ZM26 78H27V77H26ZM35 78H36V77H35ZM49 78H50V77H49ZM67 78H68V77H67ZM83 78H84V77H83ZM100 78H101V77H100ZM137 78L140 79L138 75H137ZM163 78L161 77V79H163ZM165 78H166V77H165ZM186 78H187V77H186ZM190 78H192V77H190ZM220 78H221V77H220ZM245 78H246V77H245ZM259 78H260V77H259ZM259 78H258V79H259ZM29 79H30V78H29ZM32 79H33V78H32ZM38 79H39V78H38ZM52 79L55 80V78H52ZM52 79H51V80H52ZM60 79H61V78H60ZM60 79H59V80H60ZM62 79H63V78H62ZM70 79H71V78H70ZM76 79H77V78H76ZM76 79H75L74 81H76ZM84 79H86V78H84ZM84 79H82V80H84ZM138 79H137V80H138ZM149 79H150V78H149ZM166 79H167V78H166ZM168 79H169V78H168ZM187 79H189V78H187ZM193 79H194V78H193ZM200 79H201V78H200ZM225 79H226V77H225ZM242 79H243V78H242ZM250 79H251V78H250ZM260 79H261V78H260ZM23 80H25V79H23ZM23 80H20V81H21V82H24ZM30 80H31V79H30ZM41 80H42V81H41ZM64 80H65V78H64ZM66 80H67V81L65 82V84L68 82L69 79H66ZM86 80H87V79H86ZM102 80H104L103 77H102ZM169 80H171V79H169ZM198 80H199V78H198ZM263 80H264V79H263ZM18 81H19V80H18ZM20 81H19V82H20ZM25 81H26V80H25ZM31 81H32V80H31ZM38 81H39V80H38ZM40 81H41V83H43V78H42V79L40 78ZM77 81H78V80H77ZM84 81H85V80H84ZM138 81H139V80H138ZM144 81H145V80H144ZM159 81H160V80H159ZM180 81H181V80H180ZM183 81H184V80H183ZM192 81H193V80H192ZM195 81H196V80H195ZM201 81H202V80H201ZM201 81H200V82H201ZM238 81H239V80H238ZM241 81H242V80H241ZM248 81H249V79H248ZM261 81H262V80H261ZM21 82H20V83H21ZM26 82H27V81H26ZM36 82H37V80L35 81V84H36ZM61 82H64V81L62 80ZM98 82H99V81H98ZM141 82H143V81H141ZM154 82H155V81H154ZM203 82H204V81H203ZM236 82H237V81H236ZM236 82H235V84H236ZM242 82H243V81H242ZM249 82H250V81H249ZM253 82H254V81H253ZM258 82H259V80H258ZM24 83H25V82H24ZM29 83H31V82H29ZM29 83H28V84H29ZM33 83H34V81H33ZM33 83H32V84H33ZM39 83H40V82H39ZM45 83H46V82H45ZM51 83H52V82H51ZM58 83H60V82L58 81ZM71 83H72V82H71ZM82 83H84V82L82 81ZM100 83H101V82H100ZM102 83H103V82H102ZM151 83H152V82H150V83L148 82V84H151ZM171 83H172V82H171ZM201 83H202V82H201ZM246 83L248 84L247 81H246ZM246 83H245V84H246ZM251 83H252V82H251ZM10 84H11V83H10ZM32 84H30V86H31ZM35 84H34V85H35ZM37 84H38V83H37ZM46 84H47V83H46ZM53 84H54L53 86H56L55 84H57V82H56V83H53ZM63 84H64V83H63ZM68 84H69V83H68ZM86 84H87V82H86ZM86 84H85V85H86ZM156 84H157V83H156ZM233 84H234V83H233ZM238 84H239V83H238ZM238 84H236V85H238ZM11 85H13V84H11ZM23 85H26V84H23ZM34 85H33V86H34ZM42 85H43V84H42ZM47 85H48V84H47ZM49 85L51 86V84H49ZM57 85H58V84H57ZM70 85H71V84H70ZM72 85H73V88H74V86H76V85H75V82H74ZM85 85L82 86V87H85V88H86ZM153 85H154V84H153ZM159 85H160V84H159ZM159 85H158V86H159ZM163 85H164V84H163ZM168 85H169V84H168ZM180 85H181V84H180ZM190 85H191V84H190ZM236 85H235V86H236ZM250 85H251V84H250ZM252 85H253V84H252ZM261 85H262V84H261ZM21 86H22V85H21ZM30 86H24V87H29L30 89H28V90H31L32 86H31V87H30ZM35 86H36V85H35ZM40 86H41V85H40ZM43 86H44V85H43ZM79 86H80V85H79ZM154 86H155V85H154ZM156 86H157V85H156ZM161 86H162V85H161ZM164 86L166 87L167 84L164 85ZM170 86H171V89L174 90L173 87L176 86V85L174 84L173 87H172V85H169V88H170ZM183 86H184V85H183ZM200 86H202V85H200ZM200 86H197V87H200ZM235 86H234V87H235ZM248 86H249V84H248ZM248 86L246 85V87H248ZM11 87H12V86H11ZM11 87H9V88L7 87V88L10 89V91H11V89H12ZM16 87H17V86H16ZM22 87H23V86H22ZM22 87H21V88H22ZM24 87H23V88H24ZM36 87H37V86H36ZM36 87H35V88H36ZM44 87H45V86H44ZM67 87H69V86H67ZM77 87H78V86H77ZM82 87H81V89H83ZM150 87H151V85H150ZM167 87H168V86H167ZM185 87H186V86H185ZM188 87H189V88H192L193 86H191V87L188 86ZM237 87H239V86H237ZM240 87H241V86H240ZM257 87H258V86H257ZM7 88H6V89H7ZM17 88H18V87H17ZM21 88H18V89H21ZM23 88H22V89H23ZM35 88H34V89H35ZM37 88H38V87H37ZM48 88H49V86H48ZM53 88H54V87H53ZM53 88H51V89H53ZM75 88H76V87H75ZM241 88H243V86H242ZM252 88H254V87H252ZM15 89H16V88H15ZM26 89H27V88H26ZM34 89H32V91H34ZM45 89H47V88H45ZM67 89H68V88H67ZM67 89H63V90H64V91H67ZM71 89H72V88H71ZM76 89H77V88H76ZM76 89H75V91H76ZM153 89H154V87H153ZM155 89H156V88H155ZM175 89H176V88H175ZM180 89H181V88H180ZM184 89H187V88H184ZM204 89H205V88H204ZM232 89H233V88H232ZM239 89H240V88H239ZM243 89H244V88H243ZM248 89H250V88L248 87ZM255 89H256V88H255ZM13 90H14V89H13ZM13 90H12V91H13ZM24 90H25V89H24ZM35 90H37V89H35ZM40 90H41V88H40ZM72 90H73V89H72ZM79 90H80V88H79ZM85 90H86V89H85ZM199 90H202V87H201V89H199ZM237 90H238V89H237ZM240 90H242V89H240ZM22 91H23V90H22ZM51 91H52V90H51ZM75 91H73L72 93H75ZM82 91H83V90H81V92H82ZM89 91H90V89H89ZM89 91H88V92H89ZM154 91H155V90H154ZM157 91L159 92V89H158ZM157 91H156V92H157ZM165 91H166V90H165ZM188 91H189V90H188ZM204 91H205V90H204ZM243 91L246 92L245 89H244ZM254 91H255V90H254ZM254 91H253V92H254ZM23 92H24V91H23ZM27 92L29 93L30 91H27ZM43 92H46V91L43 90ZM53 92H54V91H53ZM83 92H84V91H83ZM83 92H82V93H83ZM88 92H86V94H87V95H90V94H88ZM92 92H93V91H92ZM99 92H100V91H99ZM99 92H97V94H101V93H99ZM167 92H168V91H167ZM186 92H187V90H186ZM192 92H193V91H192ZM192 92H191V93H192ZM208 92H210V91H208ZM239 92L241 93L242 91H239ZM245 92H243V93H241V94H244ZM250 92H251V90H250ZM255 92H256V91H255ZM9 93H10V92H9ZM11 93H12V92H11ZM14 93H15V92H14ZM33 93H34V92H32V94H33ZM40 93H41V92H40ZM70 93H71V91H70ZM76 93L78 94V92H76ZM162 93H164V92H162ZM181 93H182V92H181ZM187 93H189V92H187ZM191 93H190V95H191ZM235 93H236V92H235ZM38 94H39V92H38ZM41 94H42V93H41ZM48 94H50V93L48 92ZM86 94H85V95H86ZM160 94H161V93H160ZM165 94H166V93H165ZM171 94H172V93H171ZM182 94L185 95V93H182ZM201 94H202V93H201ZM39 95H40V94H39ZM70 95H71V94H70ZM72 95H74V94H72ZM102 95H103V94H102ZM174 95H175V94H174ZM188 95H189V94H188ZM194 95H196V94H193V96H194ZM202 95H203V94H202ZM204 95H205V94H204ZM249 95H250V94H249ZM37 96H38V95H37ZM97 96H99V95H97ZM164 96H165V95H164ZM164 96H163V97H164ZM167 96H168V95H167ZM172 96H173V95H172ZM180 96H182V95H180ZM205 96H206V95H205ZM228 96H229V94H228ZM233 96H234V94H233ZM233 96H232V94H231V97H233ZM259 96H260V95H259ZM31 97H32V95H31ZM70 97H71V96H70ZM73 97H75V96H73ZM78 97H79V95H78ZM78 97H77V98H78ZM81 97H82V96H81ZM168 97H169V96H168ZM176 97H177V96H176ZM176 97H174V98H176ZM187 97H188V96H187ZM189 97H190V96H189ZM201 97H202V96H201ZM236 97L238 98V96H236ZM75 98H76V97H75ZM75 98H74V99H75ZM85 98L89 101L90 98H92V97L88 98V96H87V97H85ZM85 98H83V99H85ZM93 98H94V97H93ZM93 98H92V99H93ZM98 98H99V97H98ZM98 98H97V99H98ZM165 98H166V97H165ZM179 98H180V97H179ZM181 98H182V97H181ZM181 98H180V99H181ZM196 98H197V96H196ZM203 98H204V97H203ZM205 98H206V97H205ZM245 98H246V97H245ZM255 98H256V96H254V99H253V100H255ZM30 99H31V98H30ZM33 99H34V98H32V100H33ZM79 99H80V98H79ZM158 99H159V98H158ZM172 99H173V98H172ZM172 99H171V100H172ZM200 99H201V98H200ZM239 99H240V98H239ZM242 99H243V98H242ZM34 100H35V99H34ZM72 100H73V98H72ZM81 100H82V99H81ZM81 100H79V101H81ZM165 100H167V98H166ZM169 100H170V99H169ZM187 100H188V99H187ZM229 100H231V99L229 98V99H228V102H230ZM240 100H241V99H240ZM75 101H77V100L75 99ZM75 101H74V102H75ZM82 101H83V100H82ZM100 101H101V100H100ZM182 101H183V100H182ZM207 101H208V100H207ZM235 101H237V99H236ZM92 102H93V101H92ZM180 102H181V101H180ZM203 102L206 103L205 100H204ZM252 102H253V101L250 100V103H252ZM259 102H260V100H259ZM262 102H264V100H263ZM66 103H67V102H66ZM75 103H76V102H75ZM77 103H78V101H77ZM77 103H76V104H77ZM80 103H81V102H80ZM80 103H79V104H80ZM83 103H84V102H83ZM100 103H101V102H100ZM166 103H167V102H166ZM172 103H173V102H172ZM174 103H175V100H174ZM174 103H173L172 105H175ZM232 103H233V102H231V104H232ZM246 103H248V102H246ZM85 104H86V103H84L83 105H85ZM87 104H88V102H87ZM89 104H92L91 101H90ZM89 104H88V108H87V109H91V108H89V106H90ZM167 104H169V102H168ZM198 104H199V102H198ZM206 104L210 105V103H208V102H207ZM226 104H228V103L226 102ZM231 104H230V105H231ZM67 105H68V103H67ZM67 105H66V106H67ZM80 105H81V109H82V107L85 108V106H86V105L83 106L82 103H81ZM80 105H78V106H80ZM199 105H200V104H199ZM232 105H233V104H232ZM241 105H242V104H241ZM252 105H253V103H252ZM254 105H255V103H254ZM69 106H73V105H69ZM78 106H77V107H78ZM170 106H171V105H170ZM178 106H180V105H177V104H176V107H178ZM202 106L205 107L204 105H200L201 109H202ZM235 106H236V105H235ZM247 106H248V105H247ZM73 107H74V106H73ZM86 107H87V106H86ZM207 107H208V106H206L205 109H208ZM230 107H231V106H230ZM245 107H246V105H245ZM255 107L257 108V109H255V111H257L258 109H260V108H258L256 105H255ZM69 108H70V107H68V109H69ZM75 108H76V106H75ZM75 108H74V109H75ZM78 108H80V107H78ZM78 108H76V111H77ZM215 108H216V107H215ZM232 108H233V110L235 109L234 107H232ZM232 108H230V109H232ZM251 108H253V107H251ZM263 108H264V107H263ZM70 109H73V108L71 107ZM74 109H73V110H74ZM85 109H86V108H85ZM195 109L197 110L198 108L196 107ZM212 109H213V108H212ZM220 109H221V108H220ZM227 109H228V108H227ZM237 109H239V108H237ZM241 109H242V108H241ZM73 110H72V112L74 113ZM79 110H80V109H79ZM79 110H78V111H79ZM83 110H84V109H83ZM215 110H216V109H215ZM217 110H218L217 113H220V112H221V111L219 110V108H218ZM239 110H240V109H239ZM239 110H238V111H239ZM242 110H244V109H242ZM246 110H247V109H246ZM252 110H253V109H252ZM35 111H36V110H34L33 112H35ZM76 111H75V112H76ZM78 111H77V112H78ZM80 111H81V110H80ZM93 111H94V110H93ZM129 111H130V110H129ZM192 111H193V110H192ZM199 111H201V110H199ZM207 111H208V110H207ZM212 111H214V110H212ZM258 111H259V110H258ZM33 112H32V114H33ZM36 112H37V111H36ZM36 112H35V113H36ZM58 112H59V111H58ZM58 112H57V113H58ZM81 112H82V111H81ZM81 112H78V113H80V114L82 115ZM91 112H92V111H91ZM190 112H191V111H190ZM196 112H197V111H196ZM215 112H216V111H215ZM223 112H224V111H223ZM226 112L229 113V109H228ZM261 112H262V111H261ZM59 113H60V112H59ZM83 113H85V111H84ZM201 113H202V112H201ZM212 113H214V112H212ZM221 113H222V112H221ZM221 113H220V114H221ZM231 113H232V111H231ZM231 113H230V115H231ZM234 113H235V112H234ZM251 113H254V112H251ZM262 113H263V112H262ZM262 113H261V115H263ZM30 114H31V111H30ZM32 114H31V117H32V116L35 117V115H32ZM37 114H38V112H37ZM37 114H36V117H38V115H39V114H38V115H37ZM76 114H77V113H75V115H76ZM190 114H191V113H190ZM192 114H194V112H193ZM192 114H191V115H192ZM199 114H200V113H199ZM209 114H210V112H209ZM214 114H215V113H214ZM224 114H225V112H224ZM232 114H233V113H232ZM242 114H243V113H242ZM72 115H73V114H72ZM75 115H73V116L75 117ZM77 115H78V114H77ZM77 115H76V116H77ZM253 115H254V114H253ZM258 115H259V112H258ZM85 116H86V115H85ZM125 116H126V115H125ZM203 116H204V115H203ZM205 116H206V115H205ZM212 116H213V114H212ZM226 116H227V115H226ZM228 116H229V114H228ZM231 116H232V118H233L234 115H231ZM242 116H244V114H243ZM250 116H251V115H250ZM34 117H33V118H34ZM62 117L64 118V116H62ZM77 117H78V116H77ZM79 117H80V116H79ZM89 117H90V116H89ZM96 117H97V116H96ZM209 117H210V116H209ZM219 117H220V116H219ZM259 117H260V116H259ZM80 118H81V117H80ZM112 118H113V117H112ZM228 118H229V117H228ZM235 118H236V116H235ZM244 118H245V117H244ZM250 118H252V117H250ZM262 118H264V117H262ZM262 118H261V119H262ZM200 119H201V118H200ZM203 119H204V118H203ZM229 119H231V118H229ZM229 119H227V120L229 121ZM237 119L239 120V118H237ZM258 119H259V118H258ZM113 120H116V119H113ZM121 120H122V119H121ZM189 120H190V119H189ZM204 120H205V119H204ZM206 120H208V119H206ZM209 120H210V119H209ZM227 120H226V122H227ZM262 120H263V119H262ZM111 121H112V120H111ZM194 121H195V120H194ZM200 121H201V120H200ZM216 121H218V120H216ZM239 121H240V120H239ZM260 121H261V120H260ZM205 122H206V121H205ZM224 122H225V121H224ZM241 122H242V121H241ZM251 122H253V120H252ZM254 122H255V120H254ZM261 122H262V121H261ZM203 123H204V122H203ZM218 123H219V122H218ZM218 123H217V124H218ZM230 123H231V122H230ZM255 123H256V122H255ZM262 123H263V122H262ZM204 124H205V123H204ZM206 124L209 125V122L206 123ZM213 124H214V123H213ZM223 124H225V123H223ZM227 124H229V123H226V125H227ZM231 124H232V123H231ZM231 124H230V125H231ZM219 125H220V123H219ZM232 125H233V124H232ZM250 125H251V124H250ZM257 125H258V124H257ZM260 125H261V124H260ZM260 125H259V126H260ZM215 126H216V125H215ZM223 126H224V125H223ZM252 126H253V125H252ZM252 126H251V127H252ZM261 126H262V125H261ZM199 127H200V126H199ZM228 127H230V126H228ZM248 127H250L249 124H248ZM242 129H243V128H242ZM247 129H248V128H247ZM210 130H211V129H210ZM243 130H244L245 134H247V131H245L246 128L243 129ZM211 131H212V130H211ZM257 131H259V128H258ZM257 131H256V132H257ZM225 133H226V132H225ZM213 134H214V133H213ZM233 135H234V134H233ZM233 135H232V136H233ZM234 136H235V135H234ZM245 136H246V135H245ZM241 137H242V136H241ZM243 138H244V137H243ZM254 138L256 139V137H254ZM261 138H262V137H261ZM208 139H209V138H208ZM227 139H228V138H227ZM239 139H240V137L238 138V140H239ZM206 140H207V139H206ZM221 140H222V139H221ZM228 140H229V139H228ZM235 140H236V139H235ZM257 140H258V139H257ZM241 141H242V140H241ZM244 141H245V140H243V142H244ZM260 141H261V140H260ZM220 142H221V141H220ZM234 143H235V142H234ZM237 143H238V142H236L235 144H237ZM257 143H258V142H257ZM210 144H212V143H210ZM246 144H247V143H246ZM216 145H217V144H216ZM224 146H225V145H224ZM227 146H228V145H227ZM238 146H239V143H238ZM230 147H231V146H230ZM234 147H235V146H234ZM242 147H243V146H242ZM245 147H246V146H244V148H245ZM226 148H227V147H226ZM246 149H248V148H246ZM241 150H243V149H241ZM220 153H221V152H220ZM235 155H236V154H235ZM194 157H195V156H194ZM243 163H244V162H243ZM238 165H239V164H238ZM129 174H131V172H130ZM129 174H128V175H129ZM204 177H205V176H204ZM129 178H130V177H129ZM73 184H74V183H73ZM126 184H127V183H126ZM262 188H263V187H262ZM260 190H262V189H260ZM255 195H256V194H255ZM162 196H163V195H162ZM262 198H263V196H262ZM251 199H252V198H251ZM251 199H250V200H251ZM261 200H262V199H261ZM32 201H33V200H32ZM96 202H97V201H96ZM249 202H250V201H249ZM262 203H263V202H262ZM196 205H197V204H196ZM43 206H44V205H43ZM58 206H60V205H58ZM258 206H260V205H258ZM136 207H137V206H136ZM196 207H198V206H196ZM199 207H200V206H199ZM62 208H63V207H62ZM13 209H14V208H13ZM15 209H16V208H15ZM65 209H66V208H65ZM69 209H70V208H69ZM134 209H135V207H134ZM199 209H200V208H199ZM10 210H11V209H10ZM10 210H9V212H11ZM16 210H17V209H16ZM19 210H20V209H19ZM57 210H58V209H57ZM66 210H67V209H66ZM73 210H74V208H73ZM83 210H84V209H83ZM136 210H137V209H136ZM136 210H135V211H136ZM144 210H145V209H144ZM193 210H194V209H193ZM222 210H223V209H222ZM222 210H221V211H222ZM17 211H18V210H17ZM20 211H21V210H20ZM84 211H85V210H84ZM86 211H87V210H86ZM98 211H99V210H97V212H98ZM127 211H128V210H127ZM15 212H16V211H15ZM15 212H12V213H15ZM18 212H19V211H18ZM73 212H74V211H73ZM146 212H147V210H146ZM157 212H158V211H157ZM200 212H201V211H200ZM202 212H203V211H202ZM202 212H201V213H202ZM20 213H23V211H21ZM61 213H62V212H61ZM85 213H87V212H85ZM91 213H92V212H91ZM127 213H128V212H127ZM147 213H148V212H147ZM10 214H11V213H10ZM10 214L7 215V216L10 217V216H11ZM16 214H17V212H16ZM67 214H68V212H67ZM79 214H80V213H79ZM191 214H192V213H191ZM1 215H2V214H1ZM22 215H24V218L26 219V217H25L26 214H22ZM22 215H20V216H22ZM34 215H35V214H34ZM64 215H66V214H64ZM87 215H90V214H87ZM128 215H129V214H128ZM13 216H14V215L12 214V217H13ZM17 216H19V213H18ZM17 216H16V217H17ZM54 216H55V214H54ZM85 216H86V215H85ZM92 216H93V215H92ZM159 216H160V215H159ZM161 216H162V215H161ZM161 216H160V217H161ZM262 216H264V215H262ZM41 217H43V216H41ZM52 217H53V215H52ZM79 217H80V216H79ZM154 217H155V216H154ZM160 217H158V218H160ZM162 217L164 218V216H162ZM162 217H161V218H162ZM218 217H219V216H218ZM13 218H14V217H13ZM54 218H56V217H53L52 219H54ZM94 218H95V217H94ZM219 218H220V217H219ZM263 218H264V217H263ZM19 219H20V218H19ZM19 219H18V220H19ZM21 219H22V218H21ZM50 219H51V218H50ZM60 219H62L61 216H60ZM75 219H76V217H75ZM87 219H88V218H87ZM8 220H9V219H8ZM23 220H24V219H23ZM23 220H22V221H23ZM26 220H27V219H26ZM29 220H30V217H29ZM78 220H79V219H78ZM94 220H95V219H94ZM94 220H93V221H94ZM161 220H162V219H161ZM263 220H264V219H263ZM6 221H7V220H4V222H6ZM151 221H152V220H151ZM154 221H155V220H154ZM154 221H153V222H154ZM157 221H158V220H157ZM256 221H257V220H256ZM256 221H255V222H256ZM52 222H53V221H52ZM85 222H86V221H85ZM155 222H156V221H155ZM2 223H3V222H2ZM6 223L9 225L8 222H6ZM6 223L0 225V243H1V242H4V243H3L4 245H5V242H7V245L9 244L8 242H10V245L14 244L13 241H14V239H15V241H16V238H15L16 235H15V234H17V233H18V236H17L18 239L21 240L22 238H24V243L27 242L29 239L32 240V238H29V237H28L29 235H27V234H26L27 236H25V237H23V236L21 237V236H20V235H21V234H20V231L23 230V229L20 230L19 227L17 228V227L14 225V227H16V229H18L19 231H18V230H17L18 232H17V231H11L12 229L9 230V229H8V226L6 225ZM21 223H22V222H21ZM26 223H27V222H26ZM44 223H45V222H44ZM46 223H47V222H46ZM65 223H66V222H65ZM65 223H64V224H65ZM76 223H77V221H76ZM95 223H97V222H95ZM98 223H99V221H98ZM108 223H110V222H108ZM116 223H117V222H116ZM136 223H137V222H136ZM138 223H139V222H138ZM247 223H248V221H247ZM27 224H29V222H28ZM52 224H53V223H52ZM101 224H102V223H101ZM150 224H151V222H150ZM155 224H156V223H155ZM155 224H152V225H155ZM160 224H161V223H160ZM162 224H163V223H162ZM256 224H257V223H256ZM66 225H67V223H66ZM66 225H64V227H65ZM73 225H74V224H73ZM104 225H107V224H104ZM18 226H19V225H18ZM22 226H23V225H22ZM75 226H76V225H75ZM89 226L91 227V224H90ZM92 226H93V225H92ZM97 226L100 227L99 224H98ZM101 226H102V225H101ZM157 226H158V225H157ZM159 226H160V225H159ZM159 226H158V227H159ZM165 226H166V225H165ZM253 226H254V225H253ZM41 227H42V226H41ZM87 227H88V226H87ZM106 227H108V226H106ZM161 227H162V226H161ZM23 228H24V227H23ZM28 228H29V226H26V230H24V231H22V232H26ZM33 228H35V227H33ZM33 228H32V229H33ZM52 228H53V227H52ZM56 228H57V227H56ZM65 228L67 229V227H65ZM84 228H85V227H84ZM92 228H94V226H93ZM122 228H123V227H122ZM156 228H157V227H156ZM206 228H208V227H206ZM37 229H38V228H37ZM39 229H40V228H39ZM39 229H38V230H39ZM59 229H60V228H59ZM111 229H112V228H110V230H111ZM125 229H126V227H125ZM130 229H131V228H130ZM152 229H154V228H152ZM61 230H62V229H61ZM70 230H71V229H70ZM70 230H69V231H70ZM86 230H87V228L84 229V231H86ZM91 230H92V229H91ZM122 230H123V229H122ZM128 230H129V228H128ZM252 230H253V229H252ZM30 231H31V230H30ZM39 231H40V230H39ZM96 231H97V230H96ZM106 231H107V230H106ZM126 231H127V230H126ZM126 231H125V232H126ZM137 231H138V230H137ZM153 231H154V230H153ZM158 231H159V230H158ZM158 231H157V232H158ZM27 232H28V231H27ZM62 232H63V231H62ZM62 232H61V233H62ZM71 232H72V231H71ZM88 232H89V231H88ZM97 232H98V231H97ZM108 232H109V231H108ZM125 232L123 231V233H125ZM138 232H139V231H138ZM255 232H256V231H255ZM258 232H259V231H258ZM258 232H257V233H258ZM31 233H34V230H33ZM35 233H36V232H35ZM67 233L69 234V232H67ZM120 233H122V232H120ZM127 233H128V235L130 234L129 232H127ZM155 233H156V232H155ZM162 233H163V232H162ZM243 233H244V232H243ZM39 234H40V233H39ZM72 234H74V233H72ZM244 234H245V233H244ZM252 234H254V233H252ZM252 234H251V235H252ZM255 234H256V233H255ZM14 235H15V236H14ZM49 235H50V234H49ZM62 235H63V233H62ZM86 235H87V234H86ZM88 235H89V234H88ZM125 235H126V234H125ZM159 235H160V234H159ZM246 235L249 236V234H246ZM39 236H40V235H39ZM70 236H71V235H70ZM75 236H76V235H75ZM119 236H120V235H119ZM121 236H122V235H121ZM130 236H132V235H130ZM35 237H38V236H35ZM46 237L48 238V236H46ZM51 237H52V236H51ZM51 237H49V238H51ZM54 237H55V235H53V238H54ZM113 237H114V236H113ZM117 237H118V236H117ZM117 237H116V238H117ZM133 237H134V236H132V238H133ZM27 238H28V240H27ZM70 238H71V237H70ZM92 238H93V237H92ZM135 238H136V237H135ZM161 238H163V237H161ZM241 238H242V237H241ZM243 238H244V236H243ZM245 238H246V236H245ZM245 238H244V239H245ZM257 238H258V237H257ZM262 238H263V237H262ZM39 239H41V240H39ZM43 239H44V238H43ZM80 239H81V238H80ZM80 239H79V240H80ZM86 239H87V238H86ZM86 239H84V240H86ZM113 239H114V238H112V239H110V240H113ZM117 239H118V238H117ZM129 239H130V238H129ZM251 239H252V237H251ZM254 239H256V238H253L252 240L254 241ZM45 240H46V238H45L43 241H45ZM82 240H83V239H82ZM107 240H108V239H107ZM137 240H138V239H137ZM177 240H178V239H177ZM21 241H22V240H21ZM32 241H33V240H32ZM38 241H41V242H42V238H38ZM47 241H48V240H47ZM47 241H46V242H47ZM63 241H64V239H63ZM65 241H66V239H65ZM86 241L88 242V240H86ZM98 241H99V240H98ZM140 241H141V240H140ZM204 241H205V240H204ZM256 241H257V240H256ZM258 241H259V239H258ZM28 242H29V241H28ZM46 242H43V243H42V244H43L42 246H45L46 244H44V243H46ZM53 242H54V240H53ZM55 242H56V241H55ZM58 242H59V241H58ZM67 242H68V241H67ZM70 242L72 243L71 240H70ZM73 242H74V240H73ZM89 242H92V243H91V244H93L92 246L97 250V251H95L94 253H96V252H97V253L102 252V253H100V254H105V251H104V252L102 251V248H104L103 246H104L105 244H101V245H103V246L101 247V245H98L96 242H94V240H89ZM101 242H105V241H101ZM113 242H114V240H113ZM143 242H144L143 245H142V243L139 244L136 240H135V242H132V243H131V246H130V247H131V252H130V254H129V257H127L128 259L125 257V258L127 259V261H123L122 264H153V263H155V264H174L175 262H172V263H171V257L173 256V258H175V260H176V259H178V258L182 255V254H181V250H182V249H181V246H182V244H180V243H178V244L175 245V244L171 243V241H169V240H165V241H164L165 243H163L160 239L155 240V241H151L150 238H149V239H148V238H147V239H146V238L143 239ZM173 242H174V240H173ZM11 243H12V244H11ZM38 243H39V242H38ZM56 243H57V242H56ZM56 243H55V244H56ZM68 243H69V242H68ZM160 243H163V245H164V248H163V249H161V248L159 247V244H160ZM174 243H175V242H174ZM205 243H206V242H205ZM225 243H226V242H225ZM243 243L246 244V242H243ZM249 243H250V242H249ZM259 243H260V242H259ZM47 244H48V243H47ZM61 244H63V243H61ZM179 244H180V245H179ZM203 244H204V243H203ZM203 244H201L200 246H202ZM206 244H207V243H206ZM241 244H242V242H241ZM250 244H251V243H250ZM260 244H262V243H260ZM263 244H264V243H263ZM263 244H262V245H263ZM0 245H1V247H0V254H4L3 251H4L5 249L2 250V243H1ZM4 245H3V246H4ZM14 245H16V244H14ZM21 245H22V244H21ZM163 245H162V246H163ZM225 245H226V244H225ZM242 245H243V244H242ZM251 245H252V244H251ZM5 246H6V245H5ZM17 246H19V245H17ZM22 246H23V245H22ZM28 246H29V245H28ZM50 246H51V248H53V247H52V244H50ZM62 246H64V245H62ZM62 246H61V247H62ZM67 246H68V245H67ZM69 246H70V244H69ZM221 246H222V245H221ZM248 246H249V245H248ZM252 246L254 247V245H252ZM12 247H13V245H12ZM24 247H25V246H23V248H24ZM26 247H27V246H26ZM54 247H57V248H58V244H57V246H54ZM59 247H60V246H59ZM61 247H60V251H61V249L63 248V247H62V248H61ZM105 247H106V245H105ZM198 247H199V246H198ZM215 247H216V246H214V248H215ZM218 247H219V246H218ZM218 247H217V248H218ZM243 247H244V250H245V247H246V246L243 245ZM259 247H260V245L258 246V248H259ZM5 248H6V247H5ZM15 248H16V247H15ZM43 248H47V246H45V247H43ZM48 248H49V247H48ZM64 248H65V247H64ZM69 248H70V247H69ZM192 248H193V247H192ZM192 248H191V249H192ZM195 248H197V247H194V249H195ZM203 248H204V247H203ZM205 248H206V247H205ZM210 248H211V245H210ZM249 248H250V247H249ZM255 248H256V247H254V249H255ZM24 249H25V248H24ZM24 249H23V250H24ZM58 249H59V248H58ZM104 249H106V248H104ZM104 249H103V250H104ZM194 249H193V251H194ZM201 249H202V248H200V250H201ZM241 249H242V248H241ZM10 250H11V249H10ZM33 250H34V249H33ZM42 250H43V249H42ZM55 250H56V248H55ZM79 250H80V249H79ZM188 250L190 251V247H189ZM195 250H196V249H195ZM200 250H199V251H200ZM242 250H243V249H242ZM262 250H263V249H262ZM11 251H12V250H11ZM21 251H22V249H21ZM46 251H47V250H46ZM46 251H45V253H46ZM48 251H49V250H48ZM50 251H51V250H50ZM184 251H185V249H184ZM203 251H204V250H202L201 252L203 253ZM240 251H241V250L238 251V256H239V252H240ZM251 251H253V250H251ZM254 251H255V250H254ZM257 251H258V249H257ZM14 252H15V251H14ZM18 252H19V251H18ZM29 252L34 253L35 256L38 257L37 262H36L35 264H48V263H46L45 258L43 257L44 255L46 256L48 253L45 254L44 252H42V251H40V250L35 251V252H34V251H29ZM29 252H28V253H29ZM72 252H73V251H71V253H72ZM197 252H198V251H196L195 253H197ZM225 252H226V251H225ZM249 252H250V250H249ZM20 253H21V252H20ZM26 253H27V252H26ZM43 253H44V254H43ZM49 253H51V252H49ZM52 253H53V250H52ZM60 253H61V252H60ZM60 253H59V255H60ZM62 253H64V251H63ZM92 253H93V252H92ZM92 253H91V254H92ZM94 253H93V255H94ZM112 253H114V252H112ZM182 253H183V252H182ZM188 253H189V252H186V254H188ZM190 253H191V252H190ZM198 253H199V252H198ZM251 253H252V252H251ZM55 254H57V253H55ZM88 254H89V253H88ZM180 254H181V255H180ZM186 254H184V255L187 256ZM231 254H232V253H231ZM242 254H243V253H241V255H242ZM252 254H253V253H252ZM4 255H5V254H4ZM23 255H24V254H23ZM23 255H22V254H19L18 256H16L15 254H10V253L8 254V253H7V256H6V257L9 258L10 256H12L11 258H15V259L17 260V262H16L15 264H24L26 258H24ZM52 255H53V254H52ZM96 255H97V254H95V256H93V257H92V255H91V257H88V256H87V258L84 259V260H82V262L80 261L81 263H79V264H98L100 261L98 262L99 259L97 260V256H96ZM105 255H106V254H105ZM111 255H113V254H111ZM179 255H180V256H179ZM189 255H190V254H189ZM189 255L187 256V258L189 257ZM195 255H196V254H195ZM229 255H230V254H229ZM232 255H233V254H232ZM232 255H231V256H232ZM243 255H245V254H243ZM249 255H250V254H248V255L246 254V257L249 256ZM0 256H1V255H0ZM27 256H28V255H27ZM53 256H54V255H53ZM85 256H86V255H85ZM89 256H90V255H89ZM185 256H184V257H185ZM212 256H213V255H212ZM231 256H230V258H231ZM234 256L236 257L237 255H233V258H231V259H234ZM255 256H256V253H255ZM46 257H47V256H46ZM48 257H50V256H48ZM48 257H47V258H48ZM55 257H56V256H55ZM55 257H52V258H55ZM60 257H61V255H60ZM60 257H58V258H60ZM98 257L101 258V256H98ZM182 257H183V256H182ZM214 257H215V256H214ZM223 257H224V256H223ZM228 257H229V256H228ZM246 257H244V259H245ZM249 257L251 258V255H250ZM32 258H33V257H32ZM50 258H51V257H50ZM52 258H51V259H52ZM58 258H56V259L59 260ZM194 258H195V257H194ZM194 258H193V259H194ZM209 258H210V257H209ZM237 258H238V257H237ZM247 258H248V257H247ZM247 258H246V259H247ZM77 259H78V260H81L80 258H77ZM101 259H102V258H101ZM101 259H100V260H101ZM107 259H108V255H107ZM111 259H112V261H113L112 264H118V263H117V262H118L117 256H111ZM183 259H184V258H183ZM190 259H191V257H190ZM228 259H229V258H228ZM235 259H236V258H235ZM235 259H234V260H235ZM13 260H14V259H13ZM54 260H55V259H54ZM74 260H75V259H74ZM175 260H173V261H175ZM191 260H192V259H191ZM191 260H190V261H191ZM236 260H237V259H236ZM236 260H235V261H236ZM259 260H260V259H259ZM51 261H53V260H51ZM76 261H77V260H76ZM190 261H189V263H190ZM209 261H210V260H209ZM223 261H224V260H223ZM235 261H234V263H235ZM238 261H239V260H238ZM238 261H237V262H238ZM247 261L249 262L250 259L247 260ZM26 262H28V261H26ZM58 262H61V261L59 260V261H57V263H58ZM77 262H78V261H77ZM102 262H103V259H102ZM105 262H107V260L104 261V263H105ZM108 262L110 263L109 260H108ZM176 262H177V261H176ZM178 262H179V260H178ZM187 262H188V261H187ZM237 262H236V264H237ZM239 262H241V260H240ZM242 262H243V261H242ZM248 262H247V263H248ZM55 263H56V262H55ZM57 263H56V264H57ZM66 263H67V262H66ZM185 263H186V262H185ZM210 263H211V261H210ZM223 263L226 264L225 262H222V264H223ZM26 264H27V263H26ZM49 264H50V263H49ZM52 264H53V262H52ZM59 264H60V263H59ZM62 264H63V263H62ZM67 264H69V263H67ZM100 264H101V263H100ZM102 264H103V263H102ZM231 264H233V263H231ZM240 264H243V263H240ZM253 264H254V263H253Z\"/></svg>",
    "mask_w": 264,
    "mask_h": 264
}]
</instances>
